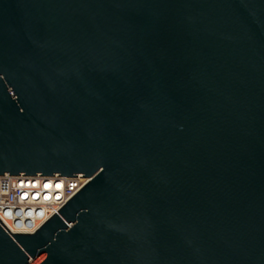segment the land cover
Masks as SVG:
<instances>
[{
    "label": "water",
    "instance_id": "95a60500",
    "mask_svg": "<svg viewBox=\"0 0 264 264\" xmlns=\"http://www.w3.org/2000/svg\"><path fill=\"white\" fill-rule=\"evenodd\" d=\"M4 174L0 264H264V0H0Z\"/></svg>",
    "mask_w": 264,
    "mask_h": 264
},
{
    "label": "built area",
    "instance_id": "2783aa9c",
    "mask_svg": "<svg viewBox=\"0 0 264 264\" xmlns=\"http://www.w3.org/2000/svg\"><path fill=\"white\" fill-rule=\"evenodd\" d=\"M87 180L30 181L0 175V221L10 232H33Z\"/></svg>",
    "mask_w": 264,
    "mask_h": 264
}]
</instances>
